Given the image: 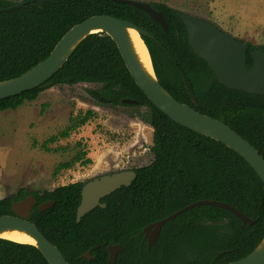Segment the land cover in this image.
<instances>
[{"label": "trees", "instance_id": "trees-1", "mask_svg": "<svg viewBox=\"0 0 264 264\" xmlns=\"http://www.w3.org/2000/svg\"><path fill=\"white\" fill-rule=\"evenodd\" d=\"M28 0H0V9ZM168 27L164 33L141 10L113 0H53L32 3L9 13H0V82L17 78L44 61L62 36L73 26L98 15L133 23L154 39L143 38L159 83L179 103L218 120L239 134L264 158V96L230 91L223 87L207 64L188 45L182 21L172 9L152 4ZM248 51L260 50L249 44ZM175 59L174 64L162 51ZM252 60L247 54V67ZM181 72L192 85L196 104L187 94ZM49 83L62 85L95 84L86 94L99 105L128 107L132 117L152 132L150 164L132 171L136 178L100 201L76 222L83 183L52 191L16 195L0 199V217L12 215L14 202L33 196L37 204L54 205L40 213L33 208L29 222L62 254L68 264H112L109 246L121 252L113 264H227L246 257L264 237V184L251 167L224 145L178 126L158 111L135 85L114 42L105 34L82 41L62 69ZM42 89L37 88L0 101V112L15 111L32 103ZM123 100L135 102L123 105ZM47 105H43V109ZM94 113L71 118L63 131L46 143L66 139L86 124ZM87 165L85 152L59 164L54 174L73 164ZM199 201L227 204L253 223L243 224L229 212L210 206L194 207L166 222L149 249L143 239L145 227L161 221ZM89 252L93 260L82 256ZM0 264H47L37 249L0 239Z\"/></svg>", "mask_w": 264, "mask_h": 264}, {"label": "water", "instance_id": "water-1", "mask_svg": "<svg viewBox=\"0 0 264 264\" xmlns=\"http://www.w3.org/2000/svg\"><path fill=\"white\" fill-rule=\"evenodd\" d=\"M113 1L143 11L153 22L161 27L164 33L168 32V27L162 14L155 11L148 3L130 0ZM52 2L53 0H28L24 3H17L11 7L0 9V13L13 12L24 8L27 4ZM177 17L185 27L189 47L199 59L207 64L223 87L230 91L264 96V52L260 50L251 51L249 56L252 60V65L248 68L247 44L232 38L206 21L181 13H177ZM129 31L136 32L139 39L143 42L149 57L151 72L141 63L139 56L135 52ZM94 34H105L114 42L135 85L158 111L178 126L214 140L235 152L251 167L264 184V158L259 151L224 123L202 115L186 104L177 102L159 83L154 72L149 51L143 40V38H154L147 31L122 19L98 15L73 26L62 36L44 61L17 78L0 82V101L37 88L42 90L50 88L49 80L62 69L82 41ZM160 47L167 57L176 64L175 59L167 49L163 46ZM181 76L191 102L196 104L197 101L191 83L183 72H181ZM122 104L131 105L135 104V102L123 100ZM135 178L136 174L133 171H125L104 175L87 182L81 190V201L76 212V222L78 223L82 217L96 207L105 208V205L101 204L100 201L122 187H129ZM53 205V202L38 205L37 200L33 196L14 202L11 205L12 215L0 217V239L7 240L1 238L4 233L17 232L24 234L34 244L22 245H29L37 249L47 264H68L59 250L43 236L34 224L29 222V217L34 207H37L38 212L42 213ZM199 206L217 207L234 215L243 224L251 225L253 223L240 211L227 204L216 201H199L145 227L143 233H146L145 238L148 239L147 248L149 249L154 245L161 228L166 222L187 210ZM149 234L151 235L150 237L148 236ZM107 251L109 254L108 262L113 264L118 253L121 252V247L119 245L109 246ZM82 257L88 261L93 260L89 252ZM227 264H264V237L246 257Z\"/></svg>", "mask_w": 264, "mask_h": 264}, {"label": "rangeland", "instance_id": "rangeland-1", "mask_svg": "<svg viewBox=\"0 0 264 264\" xmlns=\"http://www.w3.org/2000/svg\"><path fill=\"white\" fill-rule=\"evenodd\" d=\"M161 4L173 11L206 21L232 38L255 48L264 46V0H130ZM95 84L54 86L42 90L37 100L15 111L0 112V199L25 189L32 193L52 191L74 183L84 185L104 175L132 171L153 160V130L132 117L128 107L99 105L88 97ZM43 105H47L43 109ZM92 111L86 124L66 139L46 143L69 120ZM79 152L87 165L70 162Z\"/></svg>", "mask_w": 264, "mask_h": 264}, {"label": "bare ground", "instance_id": "bare-ground-1", "mask_svg": "<svg viewBox=\"0 0 264 264\" xmlns=\"http://www.w3.org/2000/svg\"><path fill=\"white\" fill-rule=\"evenodd\" d=\"M129 36L135 49V52L140 58L141 63L151 72L149 57L147 51L143 45V42L139 39V36L134 31H129ZM1 238L7 239L9 241L19 243V244H30L33 245L34 242L27 236L17 232H9L1 235Z\"/></svg>", "mask_w": 264, "mask_h": 264}, {"label": "flooded vegetation", "instance_id": "flooded-vegetation-1", "mask_svg": "<svg viewBox=\"0 0 264 264\" xmlns=\"http://www.w3.org/2000/svg\"><path fill=\"white\" fill-rule=\"evenodd\" d=\"M150 6L152 5V4H149ZM152 7V6H151ZM156 11V10H155ZM175 12V11H174ZM176 15H177V12H176ZM247 53H248V55H249V51H247ZM96 179V178H95ZM145 234L146 233H143V239H144V241L146 242V245H147V242H148V239L147 238H145ZM149 237L151 236L150 234L148 235ZM119 254V253H118ZM108 256H109V254H108ZM118 256V255H117ZM117 258V257H116ZM116 261V260H115ZM115 263V262H114Z\"/></svg>", "mask_w": 264, "mask_h": 264}]
</instances>
